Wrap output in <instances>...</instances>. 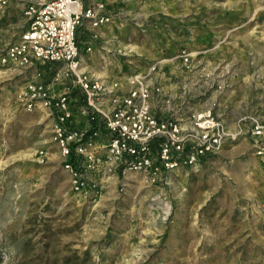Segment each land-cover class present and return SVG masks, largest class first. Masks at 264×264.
<instances>
[{
    "label": "rangeland",
    "instance_id": "obj_1",
    "mask_svg": "<svg viewBox=\"0 0 264 264\" xmlns=\"http://www.w3.org/2000/svg\"><path fill=\"white\" fill-rule=\"evenodd\" d=\"M131 1L103 49L80 32L93 69L122 65L128 77L157 64L173 75L164 64L186 52L179 86L193 108L212 107L232 129L245 115L264 116V0ZM1 74L0 264H264V178L248 135L177 169L168 184L112 182L83 197L71 191L49 117L24 109L18 73Z\"/></svg>",
    "mask_w": 264,
    "mask_h": 264
},
{
    "label": "built area",
    "instance_id": "obj_2",
    "mask_svg": "<svg viewBox=\"0 0 264 264\" xmlns=\"http://www.w3.org/2000/svg\"><path fill=\"white\" fill-rule=\"evenodd\" d=\"M10 1L22 5V24L13 40L0 43V67L34 69L17 96L26 111L49 117L61 167L76 195L96 198L112 182L126 186L136 179L144 186L168 184L177 169L198 166L242 135L249 136L264 178V116L245 115L232 129L212 107L193 108L185 86L176 106L152 78L157 64L129 75L125 91L121 82L81 69L77 29L84 22L91 27L110 22L107 0H0V5ZM181 57L188 69L189 54ZM44 64L54 65L48 75L40 69ZM154 100L163 104L160 115ZM259 212L264 219V201Z\"/></svg>",
    "mask_w": 264,
    "mask_h": 264
},
{
    "label": "crops",
    "instance_id": "obj_3",
    "mask_svg": "<svg viewBox=\"0 0 264 264\" xmlns=\"http://www.w3.org/2000/svg\"><path fill=\"white\" fill-rule=\"evenodd\" d=\"M132 1L131 0H107V6L106 9L107 11L112 14V19L108 23L100 24L97 27H91L88 22H84L82 25H80L77 29V42L78 45L80 42H82L81 39H79L80 32L82 33V37L87 36L89 37H94L95 42H94V50L98 51L99 49H103L101 46V42L103 41L106 45L107 42L112 40L111 36H115L122 31L124 28V23L122 22V5L128 6L131 5ZM16 21L17 25H13L12 21ZM22 24V5L18 2H9L7 6H1L0 5V43L5 44L15 38V35L19 33V27ZM116 38V37H115ZM119 49L121 50H129L128 52L134 51V47L132 44H127L124 46H121V41L118 45ZM95 51V52H96ZM127 52V51H125ZM181 57V54L179 55ZM80 58H81V69L85 72L92 73L94 76L99 77L103 80H108V81H119L122 83L121 89L123 91L128 89V85L126 82L127 75L124 73V69H126V66L118 65L117 67L111 69V72H107L106 70L102 69H93V66L91 63L86 62V57H82L81 51H80ZM88 60L93 59V55L90 54L88 55ZM182 58V57H181ZM169 64H164L166 67L167 65H170L171 67H174L176 69L175 73L172 75H166L165 73V68L164 71H161L160 66L157 65L160 70L156 69V71L153 73L152 78L162 85L165 86V88L169 91L171 94L172 102L174 105L179 106L181 103L182 99V94H181V88L179 86L180 83L187 77L185 74L188 72L186 70V67L182 62L175 61L174 59H170ZM168 66V67H170ZM50 67H54V65L49 64V66L45 69L44 67H41L40 69H43L46 71V75L49 74ZM185 67V68H184ZM33 68H28L27 70H21L19 68H15L13 66H3L0 67V72L2 73L1 75L2 78L7 77L9 74L11 75L12 72L18 73L17 77H19V82H24L27 79H29L33 73ZM146 70V69H145ZM109 78H106V77ZM178 78V80H176ZM174 81V83H172ZM21 84L17 85L19 87ZM16 87V88H17ZM56 90L59 92L63 90V86L60 84L56 86ZM154 108L157 109V114L160 115V110L163 104H160V102H157V100L153 101ZM233 124V123H232Z\"/></svg>",
    "mask_w": 264,
    "mask_h": 264
}]
</instances>
